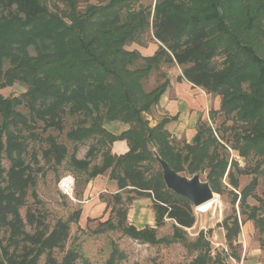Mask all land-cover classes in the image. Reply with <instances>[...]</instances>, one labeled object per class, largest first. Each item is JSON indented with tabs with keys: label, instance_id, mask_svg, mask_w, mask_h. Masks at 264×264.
<instances>
[{
	"label": "trees",
	"instance_id": "obj_1",
	"mask_svg": "<svg viewBox=\"0 0 264 264\" xmlns=\"http://www.w3.org/2000/svg\"><path fill=\"white\" fill-rule=\"evenodd\" d=\"M70 1L73 9L60 16L46 10L42 0H0V7L8 9L0 22V86L27 85L19 95L0 93V128L14 140L17 131L13 127L19 129L20 124L33 127L40 119L45 126L63 129L64 117L76 116L77 125L69 133L74 142L92 135L111 142L125 139L128 151L108 155L109 177L117 185V226H128L127 202L150 197L157 225L171 219L174 237L182 239L184 229L196 222L194 205L168 188L162 173L149 177L148 170L159 155L184 175L208 171L212 189L220 192L230 161L225 143L232 141L230 147L243 157L251 152L264 156V0H156L138 8L134 0H109L84 11H78L76 0ZM148 32L158 43L153 54L127 47L133 42L145 46L143 37ZM217 56L224 57L221 68L214 63ZM165 63L182 68L179 79L186 78L221 97L218 110L237 123L232 125V139L223 131L218 133L221 126L217 136L201 120L193 139L179 147L166 127L171 118L151 125L146 113L159 102L170 78L151 90L145 88L144 80ZM22 105L30 117L20 109ZM218 110L211 109L209 114L214 117ZM115 120L129 127L116 135L104 126ZM50 141L54 144L51 151H67L54 138ZM235 161L227 177L238 188ZM102 173L103 168L95 176ZM33 182L32 167L16 156L7 170L0 168V264H69L68 258L60 260L56 253L66 250L70 223L58 218L50 225L40 208L29 207L22 215ZM256 185L254 177L239 194L235 192L241 213ZM223 225L229 240L232 228L234 234L240 228L237 216L232 225L226 219ZM137 233L158 241L153 229ZM199 236L193 247L201 245L202 231ZM204 244L207 250L194 261L227 264L225 256H212L208 241Z\"/></svg>",
	"mask_w": 264,
	"mask_h": 264
},
{
	"label": "rangeland",
	"instance_id": "obj_2",
	"mask_svg": "<svg viewBox=\"0 0 264 264\" xmlns=\"http://www.w3.org/2000/svg\"><path fill=\"white\" fill-rule=\"evenodd\" d=\"M69 1L42 0V3L50 13L65 16L74 7ZM76 1L78 11H84L92 4L109 2V0ZM155 1L134 0V4L138 8L140 5L153 4ZM7 13L8 9L0 7V22L4 21ZM65 20L69 21L67 17ZM143 42L150 50L152 45L155 49L158 47V43L151 40L150 32L144 35ZM133 46L144 47L137 42L129 43L127 47L131 49ZM223 58L217 56L214 59L217 67L221 68ZM180 70L182 68L177 64L165 63L161 70L153 71L144 80V86L151 90L166 77L171 79V74L175 77ZM26 90L27 85L19 82L11 86H0V93L8 97L19 95ZM20 109L30 117V112L24 105ZM211 109L218 110L220 107L215 108L213 105ZM149 113H146V116L151 125L163 119L157 116L153 107ZM202 121L207 122L217 136L223 131L229 139H232L234 132L232 125L237 126L231 117L226 118L219 110L214 117L208 114ZM76 122V116H65L64 128L58 129L45 126L42 120L37 119L33 127H28L27 124H20L19 129L13 127V131H17L14 140L5 129L0 128V168L7 170L11 165V157L16 156L23 159L33 170L34 182L29 188L27 204L21 210L22 215L25 217L29 207L40 208L41 212L46 214L50 225H54L58 218L70 223L71 234L66 250L56 253L60 260L68 258L69 264H198L194 260L207 250L204 242L208 241L212 256L216 254L225 256L227 264H264V156L251 152L248 157H243L239 151L230 147L232 141L225 143L226 150L230 153V161L222 178L223 186L220 192H215L216 202L210 210L200 212L199 206L194 205L196 222L194 226L184 229V238L174 237V221L169 218L164 219L163 225H157L150 197H139L127 202L125 206L129 208L128 226L121 229L117 226L115 211L117 185L115 180L112 181L109 177L112 168L108 155L123 153L113 152V142L108 137L100 135H92L79 143L74 142L70 139L69 133L77 125ZM219 126L222 130L220 132L218 130L217 133ZM171 135L179 147L183 146V141L190 142L187 138H177L172 133ZM50 138H54L57 144L65 145L67 151L61 154L51 151L54 144ZM233 159L236 160L233 170L239 181L238 188L229 184L227 177ZM101 168L103 173L95 176V172ZM161 173L163 177L161 164L158 161L152 162L148 176ZM207 173L208 171L200 173L201 181H208ZM254 177L257 179V185L244 205L245 213H241L240 198L235 201L234 194L235 192L239 194ZM67 178L70 180V189L62 186V182ZM124 195L126 198V194ZM253 213L255 217L249 219L248 215ZM235 216L239 219L240 228L237 234H234L232 228V238L229 240L223 222L226 219L230 226ZM27 228L30 229L29 226ZM145 228L155 230L154 238H158V241L152 242L139 236L137 232ZM201 231L203 232L201 245L193 247L191 243L197 242Z\"/></svg>",
	"mask_w": 264,
	"mask_h": 264
},
{
	"label": "crops",
	"instance_id": "obj_3",
	"mask_svg": "<svg viewBox=\"0 0 264 264\" xmlns=\"http://www.w3.org/2000/svg\"><path fill=\"white\" fill-rule=\"evenodd\" d=\"M133 48L138 49L144 55H150L156 50L154 45H152L151 50L145 46H133ZM182 75V70L177 72L175 77L172 74L170 75V85L153 108H155L159 118H171L166 127L175 137H184L191 141L197 132V125L209 114L211 107L213 105L215 108L220 107L221 97L207 92L204 88L193 84L186 78L179 79ZM104 126L118 135L127 129L129 124L115 120L106 121ZM112 147L113 152L118 154L128 150L126 140H116L113 142Z\"/></svg>",
	"mask_w": 264,
	"mask_h": 264
},
{
	"label": "water",
	"instance_id": "obj_4",
	"mask_svg": "<svg viewBox=\"0 0 264 264\" xmlns=\"http://www.w3.org/2000/svg\"><path fill=\"white\" fill-rule=\"evenodd\" d=\"M163 169L164 181L168 188L190 200L193 205L200 206L216 195L209 181H201L200 173L188 177L177 172L159 155H156Z\"/></svg>",
	"mask_w": 264,
	"mask_h": 264
},
{
	"label": "bare ground",
	"instance_id": "obj_5",
	"mask_svg": "<svg viewBox=\"0 0 264 264\" xmlns=\"http://www.w3.org/2000/svg\"><path fill=\"white\" fill-rule=\"evenodd\" d=\"M62 186L64 187H69L70 186V180L67 178V179H64V181L62 182ZM70 189V187H69ZM216 197H217V194L215 195V197L207 202H205L204 204L200 205L198 207V210L201 212H205V211H208L212 208L213 204L216 202Z\"/></svg>",
	"mask_w": 264,
	"mask_h": 264
}]
</instances>
